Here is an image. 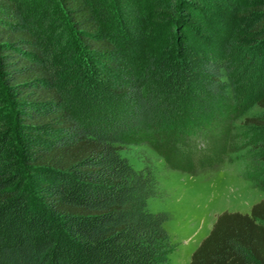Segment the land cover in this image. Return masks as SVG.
<instances>
[{
    "label": "trees",
    "instance_id": "trees-1",
    "mask_svg": "<svg viewBox=\"0 0 264 264\" xmlns=\"http://www.w3.org/2000/svg\"><path fill=\"white\" fill-rule=\"evenodd\" d=\"M36 1L0 0V264H169L170 215L148 206L159 180L123 147L150 142L187 172L249 147L264 187V110L234 125L264 109V0L214 47L188 40L141 67L90 0ZM190 264H264V199L219 214Z\"/></svg>",
    "mask_w": 264,
    "mask_h": 264
},
{
    "label": "rangeland",
    "instance_id": "rangeland-1",
    "mask_svg": "<svg viewBox=\"0 0 264 264\" xmlns=\"http://www.w3.org/2000/svg\"><path fill=\"white\" fill-rule=\"evenodd\" d=\"M23 1L32 7L39 5L36 0ZM90 1L97 5L98 10L102 9L104 32L118 35L122 41H127L128 51L131 50L130 56H133L132 62L136 67H141L140 64L147 56L160 55L166 50L183 56L180 47L188 40L190 43L186 46H192L197 51L209 49L208 46L214 47L221 39V34L225 32L223 29L232 32L234 25L243 29L241 24L245 20L239 19L236 11L240 4L247 2V0ZM126 2L133 8L132 14L125 11ZM196 4L199 7H196ZM185 12L187 15H183ZM249 49L253 54L255 51L259 56L262 54L261 45L256 44ZM184 56L187 59V55ZM95 75L100 79L102 86L109 90L112 75L100 71H96ZM263 110L255 106L245 116L236 120L234 125H240L244 117ZM200 138L197 143L203 148V140ZM234 142L239 140L235 139ZM188 151L195 154L194 157L200 154L194 153L191 148H187L185 152ZM122 155L126 156L137 169L143 168L146 164L151 165L159 180V195L150 198L148 206L152 212H167L170 215L165 222L174 244L169 254V264H190L193 252L209 234L217 216L223 211L250 213L253 205L264 199V187L249 179L247 175L249 147L228 151L221 162L192 172L171 168L150 142L126 145L123 147Z\"/></svg>",
    "mask_w": 264,
    "mask_h": 264
},
{
    "label": "crops",
    "instance_id": "crops-1",
    "mask_svg": "<svg viewBox=\"0 0 264 264\" xmlns=\"http://www.w3.org/2000/svg\"><path fill=\"white\" fill-rule=\"evenodd\" d=\"M252 209V208H251ZM251 211V210H250Z\"/></svg>",
    "mask_w": 264,
    "mask_h": 264
}]
</instances>
